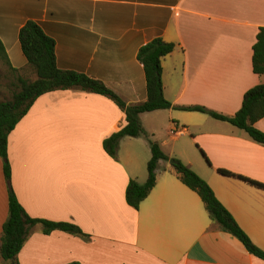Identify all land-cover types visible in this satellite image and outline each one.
<instances>
[{"label": "crops", "instance_id": "0c3cea01", "mask_svg": "<svg viewBox=\"0 0 264 264\" xmlns=\"http://www.w3.org/2000/svg\"><path fill=\"white\" fill-rule=\"evenodd\" d=\"M35 21L56 43L58 68L103 82L127 104L147 100L139 50L161 38L177 48L163 60L165 98L226 116L264 82L253 47L264 27V0H0V41L16 69L36 80L19 42ZM166 155L203 178L255 245L264 251V190L221 176L219 169L264 184V146L227 122L176 109L141 115ZM127 125L110 99L81 90L47 93L9 136L11 186L26 213L71 223L87 236L34 227L19 264H264L215 224L197 193L169 162L138 210L128 205L131 180L145 179L135 151L123 161L103 143ZM255 127L264 132V119ZM133 142V141H132ZM132 146L134 145V143ZM147 177V176H146ZM9 218V188L0 157V246ZM0 264L3 261L0 257Z\"/></svg>", "mask_w": 264, "mask_h": 264}, {"label": "trees", "instance_id": "16d2710c", "mask_svg": "<svg viewBox=\"0 0 264 264\" xmlns=\"http://www.w3.org/2000/svg\"><path fill=\"white\" fill-rule=\"evenodd\" d=\"M19 42L27 59L28 68L33 70L37 79L33 81L24 77L23 73L26 69H16L12 66L7 50L0 41V64L6 68L8 75L11 74V77L16 78L18 86L10 100L0 101V157L3 159L4 175L9 188V218L3 226L0 246V257L3 264H19L18 256L32 229L38 225L42 226L43 233L46 235L54 231H62L75 236H87L74 224L30 217L11 186L12 169L8 158L10 134L29 113L38 98L47 93L66 90H81L104 96L125 113L127 125L103 143L105 151L113 159H118L120 143L124 138L145 136L149 139L152 159L148 164V179L144 184L136 180L130 181L126 189V200L129 206L136 210L140 208L157 184V170L160 162H169L180 181L201 198L211 220L221 230L237 238L251 255L264 261V251L255 245L239 226L232 214L218 200L209 184L181 159L166 155L161 145L150 139L141 121L142 114L160 110L176 109L201 113L243 130L252 141L264 146V132L255 127L259 121L264 119V82L245 94L242 107L234 116H226L202 106H173L164 95L162 63L165 58L175 52L177 46L157 38L143 46L137 55L145 71L147 100L143 103L129 105L103 82L85 74L59 69L56 43L35 21H28L21 28ZM253 71L264 77V27L260 29L257 42L253 47ZM218 173L256 189L264 190L263 183L245 176L224 169H219Z\"/></svg>", "mask_w": 264, "mask_h": 264}, {"label": "rangeland", "instance_id": "374dc122", "mask_svg": "<svg viewBox=\"0 0 264 264\" xmlns=\"http://www.w3.org/2000/svg\"><path fill=\"white\" fill-rule=\"evenodd\" d=\"M17 88L18 86L16 78L11 77V74L8 75L6 68L0 64V101L10 100L12 98V94L17 91ZM149 137L152 141L157 142L154 137H151L150 135ZM131 142L134 143L133 146L132 144L130 145ZM128 151H135L142 158L144 157V154H146L145 161L141 162V158L138 161V168L142 169V172L145 174V179H141L142 184H144L148 179V164L152 159V151L149 139L143 136L138 140H127V142H124L120 151L123 161L126 160L125 152ZM162 165H166V162L162 161Z\"/></svg>", "mask_w": 264, "mask_h": 264}]
</instances>
